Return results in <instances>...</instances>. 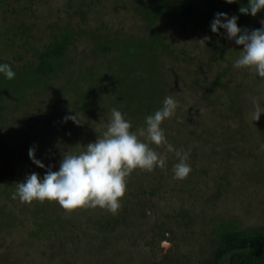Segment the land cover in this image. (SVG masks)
<instances>
[{"label":"trees","instance_id":"1","mask_svg":"<svg viewBox=\"0 0 264 264\" xmlns=\"http://www.w3.org/2000/svg\"><path fill=\"white\" fill-rule=\"evenodd\" d=\"M167 2L149 0L138 14L149 26L159 16L172 21L212 22V16L225 9L243 15L239 9L248 4V0H184L179 13L173 14ZM94 3L98 5L101 0H68L64 12L59 13L53 0H0V64H8L15 72L11 80L0 73V264H28L30 261L22 262L30 256L36 240L50 244L55 264H74L76 260L83 264H264V155L254 148L257 142L264 143V125L257 129L250 126L252 97L244 96L245 91H229L221 79L229 72L218 63L221 71L210 83L220 92L216 100H211L215 90L201 94V69L194 70L190 79L183 74L182 89L178 83L181 76L163 69L167 45L152 29L149 39L134 35L122 39L112 38L110 32L101 33L99 25L89 30L92 45L89 51L79 53L87 55L79 60L80 55L73 56L71 50L83 31L71 27L70 21L86 17ZM61 14L68 17V23ZM247 17L259 20L254 29L264 26V10ZM43 22L47 23L42 25ZM132 41L151 50L154 70L163 72L167 81L155 82L149 73L152 88L148 93L121 99L122 103L128 99L127 103L116 110L131 121L135 131L145 126L147 116L162 107L165 97H174L180 107L175 117L162 123V128L174 148L190 153L192 170L187 178L174 177L173 165L178 163L174 153L151 145L167 155V167L133 171L116 214L99 207L69 212L57 202L28 204L18 197L13 199L16 184L26 176L35 172L43 178L47 168L59 169L64 152L79 153L83 150L80 146L96 141L97 138H89L88 143L79 138L74 142L60 140V127L69 132L76 130L62 126L70 114L64 106L69 96L76 102L84 100L78 96L83 89L89 102L94 94L101 104L113 97L112 76L107 73L112 69L111 59L120 57V51L130 47ZM242 50L234 49L236 56ZM193 60L190 59L192 63ZM158 84L162 85L159 95L155 90ZM98 88H102L100 94L96 92ZM34 109L42 114L33 115ZM98 112L103 115L100 126L92 122L81 132L97 137L106 131L111 113ZM82 124L85 125L78 126ZM71 143H75L76 150H68ZM33 146L36 158L45 165L43 169L29 158ZM200 157L203 161L198 165ZM28 163L29 167H25ZM251 163L258 171L248 177L249 184L244 187L251 185L252 178L253 184L245 194L237 188L234 191L238 171L249 168ZM220 164L224 170L217 169ZM235 164L237 168H233ZM230 192L233 197L225 208L233 209L230 205L238 204L236 212L249 218L242 219L228 211L221 217L208 215L210 206L221 198L228 199ZM249 197L254 200L249 201ZM251 215L259 217L258 224L248 223ZM202 237L206 240L199 241ZM165 240L171 247L163 253L160 245Z\"/></svg>","mask_w":264,"mask_h":264},{"label":"rangeland","instance_id":"2","mask_svg":"<svg viewBox=\"0 0 264 264\" xmlns=\"http://www.w3.org/2000/svg\"><path fill=\"white\" fill-rule=\"evenodd\" d=\"M49 1V0H48ZM55 9L59 11V13L64 12V5L68 0H53ZM149 0H101L100 4L94 3V6H91V10L87 11V16L83 19L79 17L73 18L74 20L70 21V26L81 29L83 31L81 40L77 39V43L74 45L73 49L71 50V54L73 56H78V54L83 51H89L90 46L92 45L91 41V34H89L90 29H95L97 26L100 25V32L101 33H108L110 32L112 38L120 37L125 38L130 35L137 36L139 38H146L149 39L151 35V31L149 29L155 30L156 33H160V35L164 38V42L167 45V49L163 52V56L165 58V67L163 69L168 70L172 74L181 76L179 80V86L183 89L184 77L187 78L193 77L192 72L195 70H200L199 77H200V85H201V94H208L210 91L215 92V96L211 95V100H216V96H218L219 90L210 86V83L213 81L215 76L217 75V71H221L220 67L216 65H222L224 68L227 69L229 73H225V75L221 76L222 82L226 84L227 89L231 92H243L244 96L246 94L247 98L250 97H257L261 100L260 107L264 109V78H260L257 75L251 73L247 69H236L234 68V62L239 57L236 56L235 51L238 49H242L239 45L236 46L234 40L227 39V33L224 29H220L218 33H213L211 31V22H203V19H199V23H194L191 19L183 20V22L175 19L172 21L170 17H162L159 16L152 25L149 26V23L142 19L140 14H138L141 10L143 12V8L145 4L148 3ZM167 6L171 8L173 14H178L177 11L180 8V3L184 0H167ZM43 2V0H40ZM47 5V4H44ZM38 7V4L35 6ZM42 7V5L40 6ZM59 9V10H58ZM39 10V9H38ZM45 10V8H44ZM55 10V11H56ZM176 12V13H175ZM222 13L227 14L228 17H232L233 15L238 17V26L241 29H248L249 31L254 30V27L258 24L259 20L255 18H248L247 15H237L232 9H225L222 10ZM58 14V13H57ZM41 15V13H39ZM44 15V14H43ZM41 15V16H43ZM63 20L66 23L69 22L68 17L65 14H61ZM172 15V13H171ZM45 17H42L44 19ZM40 19V17H39ZM211 19V17H210ZM215 19V15L212 16V21ZM41 24V21L38 20ZM47 22H43L42 25H45ZM173 23V24H171ZM118 32V35L115 36V33ZM208 36L210 40L206 42L205 45H202L198 41L203 39V37ZM240 47V48H237ZM121 56L117 58H112L111 64L112 69L107 73L112 76L111 82L113 83V97L107 98L101 104L100 100L95 96L94 99H90L86 101V96L84 95V89L82 92H79V97L85 98L81 102H76L72 96H69L66 102V106L68 111L70 112L69 115H76L80 119L81 123L84 126L75 125L71 120L70 123L67 121L62 126H66L68 128L76 129V130L69 132V130L61 129L60 131V140H66L69 142H74L75 138H79L80 141L84 143H88L91 139H96L98 136H88L87 133H83L85 128L90 127L92 122L96 126H100L99 122L101 118H103L102 114H99L98 111L105 112V115L111 113L113 109L120 108L127 103L121 102V99H126L128 97H140L143 93H148V90L151 89L152 84H149L148 78L151 76V79H154L155 82L157 80L165 82L167 81L164 78L163 72L155 71L154 64H153V57L151 56V50L149 48L142 49L141 46L138 45L137 41H132L130 47L121 50ZM119 51L115 52V55L118 56ZM79 60L83 61L84 58L87 56L84 53L79 54ZM194 58V60H193ZM193 60V63L190 61ZM192 63V64H191ZM213 63V64H209ZM189 71H185L186 69ZM172 71V72H171ZM150 76L148 77V74ZM167 74V73H166ZM160 82V83H162ZM187 82V81H186ZM241 85V86H240ZM243 86V87H242ZM246 86V88H245ZM87 88V87H86ZM162 85L158 84L155 90H157V95L161 94ZM89 91H93V88L88 89ZM188 90V89H187ZM185 90V91H187ZM254 92V94H247L249 92ZM256 91V92H255ZM90 92V93H91ZM98 94L102 92V88H98L96 91ZM226 92V91H225ZM251 95V96H250ZM91 103V104H90ZM208 104V102H207ZM42 114L41 111L34 109L33 115ZM46 115V114H45ZM93 116L95 119H93ZM93 119V120H92ZM11 124H7L3 127L10 126ZM264 125V113H261L259 121H252L250 122V126L254 127L255 129L262 127ZM260 130V129H259ZM258 130V131H259ZM5 132V131H4ZM77 135V136H76ZM91 138V139H89ZM97 140V139H96ZM93 141V140H92ZM257 145L254 146L258 154L264 155V143H256ZM75 143H71L68 146V150L73 151L75 149ZM77 154V153H73ZM198 165L201 164L203 158H197L196 160ZM195 161V162H196ZM28 162V161H27ZM196 164V165H197ZM219 168L217 169L220 171L221 169L224 170L223 164H220ZM25 167H29V163L24 165ZM233 168H237V165H233ZM25 169V168H24ZM59 170V169H58ZM54 170V171H58ZM251 170V171H250ZM235 171V170H234ZM258 170L255 167L254 163L249 165V168L245 170H239L237 176L234 178L235 181V188L238 191H244V194L248 191L252 183L248 187H244L245 184H249L248 177L254 175ZM41 172V171H40ZM42 173V172H41ZM260 175V173L258 174ZM167 179V178H166ZM172 179L169 180V182ZM264 185V178L262 179ZM209 186H213V182L207 183ZM167 185V182H166ZM264 189V188H263ZM264 191V190H263ZM233 197V193L230 192L229 198H221L214 203L213 206H210L208 210V215L212 216H219L223 214V212H229V214L236 215L239 218L244 219L245 217L249 216L246 215H239L236 210L239 208L238 204H232L233 209L225 208L230 203L231 198ZM264 198V196H262ZM249 201L254 200V198L249 197ZM233 200V199H232ZM257 202V200L255 201ZM254 203V202H253ZM235 205V207H234ZM236 209V210H235ZM199 210H196V212ZM29 214V213H28ZM225 214V213H224ZM25 216H28L27 213ZM259 217L254 215L250 216V220L248 221L249 224H258ZM246 219V218H245ZM247 221V220H246ZM253 222V223H252ZM206 239L201 238L199 241H203ZM166 241V240H165ZM167 242V241H166ZM164 243V241H162ZM161 243V248H163V253L168 252L170 246L167 249H164ZM34 248L31 247L30 249V256L28 258H24L28 264H55L56 260L52 257V252L50 251V244L44 243L41 240H36L34 242ZM44 248V253L42 254V249ZM206 249V247H205ZM113 253V252H112ZM32 259V260H31ZM132 263V262H131ZM74 264H83L81 260L74 261Z\"/></svg>","mask_w":264,"mask_h":264},{"label":"clouds","instance_id":"3","mask_svg":"<svg viewBox=\"0 0 264 264\" xmlns=\"http://www.w3.org/2000/svg\"><path fill=\"white\" fill-rule=\"evenodd\" d=\"M233 3V0H227ZM264 10V0H248L245 7L239 9L241 14L255 17ZM238 17H228L217 13L211 22V31L218 33L224 29L227 39L234 40L242 46L234 68L247 69L260 78H264V26L249 31L238 26ZM264 25V22H262ZM210 37L205 36L198 42L205 45ZM0 73L9 80L15 72L8 64H0ZM254 111L252 121H259L264 109L259 99L252 97ZM179 102L172 96L165 97L163 105L154 114L145 119V126L133 131V125L121 111L113 109L106 124V131L95 142L80 146L83 150L77 154L63 153L59 170L47 168L43 178L33 172L23 182L16 184L13 199L17 197L22 203L34 201L57 202L64 210L74 211L80 208H101L116 214L121 208V200L127 190V178L136 169L153 171L167 167V155L157 152L151 145L166 147L167 152L174 153L178 163L173 165L174 177L183 180L191 172L189 152L174 148L167 140L162 123L176 116ZM65 122L71 120L79 125L76 115H68ZM29 158L39 168L44 163L36 158V148L31 147Z\"/></svg>","mask_w":264,"mask_h":264},{"label":"water","instance_id":"4","mask_svg":"<svg viewBox=\"0 0 264 264\" xmlns=\"http://www.w3.org/2000/svg\"><path fill=\"white\" fill-rule=\"evenodd\" d=\"M164 249H167L170 246L169 242L164 241V243H162Z\"/></svg>","mask_w":264,"mask_h":264}]
</instances>
